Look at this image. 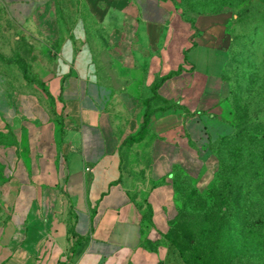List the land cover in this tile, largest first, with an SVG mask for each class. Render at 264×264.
<instances>
[{"label":"crops","instance_id":"1","mask_svg":"<svg viewBox=\"0 0 264 264\" xmlns=\"http://www.w3.org/2000/svg\"><path fill=\"white\" fill-rule=\"evenodd\" d=\"M68 1L0 0L45 60L0 69V264H157L139 211L162 225L177 170L215 179L227 15Z\"/></svg>","mask_w":264,"mask_h":264},{"label":"rangeland","instance_id":"2","mask_svg":"<svg viewBox=\"0 0 264 264\" xmlns=\"http://www.w3.org/2000/svg\"><path fill=\"white\" fill-rule=\"evenodd\" d=\"M176 2L189 17L208 8L207 0ZM57 3L65 7L69 1ZM223 5L233 13L247 11L231 25L224 49L221 79L227 96L217 109L222 122L211 142L218 162L214 183L201 190L177 173L162 225L153 224L149 207L139 211L147 222L143 244L158 254L157 264H264V0ZM18 36L0 6V69L13 65L27 81L41 83L43 50ZM223 200L236 210L218 213ZM239 205L246 209L247 228L238 221Z\"/></svg>","mask_w":264,"mask_h":264},{"label":"trees","instance_id":"3","mask_svg":"<svg viewBox=\"0 0 264 264\" xmlns=\"http://www.w3.org/2000/svg\"><path fill=\"white\" fill-rule=\"evenodd\" d=\"M226 0H207V9H203L202 11H197L196 12V17L199 16V15H203V14H226L227 15V20L225 22V30L227 32V34L229 33V29L231 27L232 24H234L237 19L239 20H242L244 17H245V13L247 11V9H244V10H241V11H238L236 13V10H234L235 13H233V11L231 10H228V9H224V5L223 3L225 2ZM176 4L179 6V8L181 7L179 5V3L176 2ZM181 9V12L183 14V16L188 19L189 21H193L196 17H189L186 13V10ZM235 15V17H234ZM156 86V85H155ZM226 99H230V97H227ZM143 129H144V125L141 127V130L139 131V133L131 138H129L128 140L130 141H138V140H141L142 137H143ZM177 173H180V174H183L187 179H189L191 181V179L185 175L182 171H176L175 174H174V186H175V180H176V175ZM192 182V181H191ZM193 183V182H192ZM214 183V182H213ZM213 183L207 187L208 189L211 188L213 186ZM194 185V183H193ZM195 186V185H194ZM206 188V189H207ZM247 188H250L249 186ZM254 188V187H252ZM176 190V186L174 188ZM239 208V213H238V216H239V222L242 223V226L247 228L248 226V223L246 222V209L245 207L239 205L238 206ZM234 209L236 210V207L234 206H230V204L228 203V201L226 200H223L221 202V206L220 208L218 209V213H222V214H229L231 213L232 211H234ZM241 218V219H240ZM235 222H237V220H235Z\"/></svg>","mask_w":264,"mask_h":264}]
</instances>
